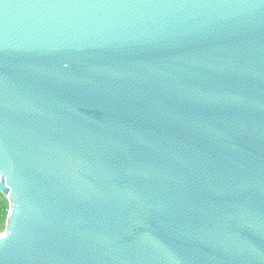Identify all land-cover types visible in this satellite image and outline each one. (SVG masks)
Listing matches in <instances>:
<instances>
[{
  "label": "water",
  "instance_id": "95a60500",
  "mask_svg": "<svg viewBox=\"0 0 264 264\" xmlns=\"http://www.w3.org/2000/svg\"><path fill=\"white\" fill-rule=\"evenodd\" d=\"M0 264H264V0H0Z\"/></svg>",
  "mask_w": 264,
  "mask_h": 264
},
{
  "label": "trees",
  "instance_id": "16d2710c",
  "mask_svg": "<svg viewBox=\"0 0 264 264\" xmlns=\"http://www.w3.org/2000/svg\"><path fill=\"white\" fill-rule=\"evenodd\" d=\"M9 202L7 198L0 193V230L5 228V222L8 216Z\"/></svg>",
  "mask_w": 264,
  "mask_h": 264
},
{
  "label": "rangeland",
  "instance_id": "374dc122",
  "mask_svg": "<svg viewBox=\"0 0 264 264\" xmlns=\"http://www.w3.org/2000/svg\"><path fill=\"white\" fill-rule=\"evenodd\" d=\"M5 226H6V222H5ZM5 232V228L3 230H0V234H3Z\"/></svg>",
  "mask_w": 264,
  "mask_h": 264
}]
</instances>
